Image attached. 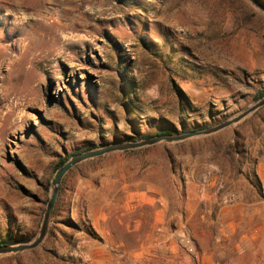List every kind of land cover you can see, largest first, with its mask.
<instances>
[{"label": "rangeland", "instance_id": "1", "mask_svg": "<svg viewBox=\"0 0 264 264\" xmlns=\"http://www.w3.org/2000/svg\"><path fill=\"white\" fill-rule=\"evenodd\" d=\"M262 90L264 13L248 0H0V243L35 236L59 159L212 126ZM262 166L264 106L86 160L63 177L43 242L0 264H264V242L237 255L201 196L241 175L264 208Z\"/></svg>", "mask_w": 264, "mask_h": 264}, {"label": "water", "instance_id": "2", "mask_svg": "<svg viewBox=\"0 0 264 264\" xmlns=\"http://www.w3.org/2000/svg\"><path fill=\"white\" fill-rule=\"evenodd\" d=\"M248 1L252 5H254L258 10L264 13V5H262L259 1L257 0H248ZM262 106H264V95L260 97L251 106L241 111L240 113L234 115L233 117L203 129L190 130L182 133L170 132L165 134H158L137 141L135 140V141L112 142L103 146L77 152L71 155L54 172V175L50 181L49 198L46 202V206L39 230L37 231L35 236L25 242L0 245V255L28 251L38 247L43 242L48 232V227L52 217L55 201L58 195L60 183L63 177L66 175V173L70 169H72L75 165L89 159H94L115 152H123L127 150L139 149V148L155 145L157 143H176L193 137L210 135L240 122L245 117L252 114Z\"/></svg>", "mask_w": 264, "mask_h": 264}, {"label": "crops", "instance_id": "3", "mask_svg": "<svg viewBox=\"0 0 264 264\" xmlns=\"http://www.w3.org/2000/svg\"><path fill=\"white\" fill-rule=\"evenodd\" d=\"M262 167L263 171L256 172V175L264 186V166ZM232 178L231 185L225 187L224 177L218 176L213 182L212 190L204 191L201 196L206 195V198L215 196L218 200V235L219 237L233 235L235 240L228 237L229 242L236 243L233 249L240 256L241 253L249 250L254 242L258 245L264 242V232L263 238L261 236V228H264V208L251 201L253 186L250 178L246 176L242 178L241 175L235 180ZM164 206H167L166 203Z\"/></svg>", "mask_w": 264, "mask_h": 264}, {"label": "trees", "instance_id": "4", "mask_svg": "<svg viewBox=\"0 0 264 264\" xmlns=\"http://www.w3.org/2000/svg\"><path fill=\"white\" fill-rule=\"evenodd\" d=\"M263 95H264V90H262V91L259 92V97H262ZM197 129H201V128H196V129H193V130H197ZM188 131H190V130H188ZM170 132H176V131L161 130V131L155 132L153 135H147V134L142 135V136H141V139H143V138H147V137H152V136H155V135H158V134L170 133ZM135 140H136V138H130V139H129V141H135ZM93 148H96V147L87 148L86 150H88V149H93ZM81 151H85V150H80V151H78V152H81ZM75 153H77V152H73L71 155H73V154H75ZM71 155H70V156H71ZM70 156H69V157H70ZM69 157H68V158H69ZM68 158H62V159H59L58 162H57V164H56V169H57L60 165H62V164L68 159ZM14 243H16V242H15V241L6 240V241L1 242L0 245H3V244H14Z\"/></svg>", "mask_w": 264, "mask_h": 264}]
</instances>
